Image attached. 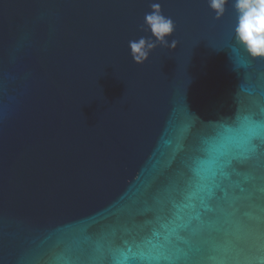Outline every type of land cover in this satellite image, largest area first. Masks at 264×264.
Instances as JSON below:
<instances>
[{"label": "water", "instance_id": "1", "mask_svg": "<svg viewBox=\"0 0 264 264\" xmlns=\"http://www.w3.org/2000/svg\"><path fill=\"white\" fill-rule=\"evenodd\" d=\"M153 4L175 30L136 64ZM235 15L232 0L219 19L207 0H0V264H94L88 241L156 226L198 135L264 111ZM237 170L214 227L264 264V149ZM170 259L214 264L194 245Z\"/></svg>", "mask_w": 264, "mask_h": 264}, {"label": "snow or ice", "instance_id": "2", "mask_svg": "<svg viewBox=\"0 0 264 264\" xmlns=\"http://www.w3.org/2000/svg\"><path fill=\"white\" fill-rule=\"evenodd\" d=\"M215 123L216 127L198 135L197 143L189 147V155L181 161L185 175L169 194V207L156 226L121 245L107 237L88 241V250L98 257L94 264H180L170 254L187 245L197 246L200 256L214 264H249V241L214 227L213 216L219 222L225 212L234 215L228 210L234 207L228 199L230 182L240 175V161L264 149V111L242 114L234 123ZM220 254L227 259H215ZM202 264L208 262L203 259Z\"/></svg>", "mask_w": 264, "mask_h": 264}, {"label": "clouds", "instance_id": "3", "mask_svg": "<svg viewBox=\"0 0 264 264\" xmlns=\"http://www.w3.org/2000/svg\"><path fill=\"white\" fill-rule=\"evenodd\" d=\"M208 6L216 14V18L222 17L229 0H207ZM235 11L234 38L244 48L247 54L254 60H264V0H232ZM152 11L145 14L143 30L150 31L155 41L141 37L138 40H130L129 48L133 61L143 64L149 54L157 45L167 46V38L175 30V24L171 18L165 17L158 4L151 6ZM172 41V47H175Z\"/></svg>", "mask_w": 264, "mask_h": 264}]
</instances>
